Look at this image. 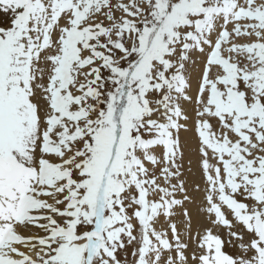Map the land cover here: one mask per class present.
I'll return each mask as SVG.
<instances>
[{
  "label": "snow or ice",
  "instance_id": "obj_1",
  "mask_svg": "<svg viewBox=\"0 0 264 264\" xmlns=\"http://www.w3.org/2000/svg\"><path fill=\"white\" fill-rule=\"evenodd\" d=\"M0 264H264V0H0Z\"/></svg>",
  "mask_w": 264,
  "mask_h": 264
}]
</instances>
